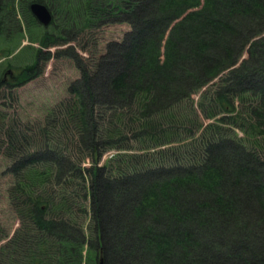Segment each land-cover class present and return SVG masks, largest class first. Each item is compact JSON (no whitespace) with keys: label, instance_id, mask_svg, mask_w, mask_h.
Segmentation results:
<instances>
[{"label":"trees","instance_id":"16d2710c","mask_svg":"<svg viewBox=\"0 0 264 264\" xmlns=\"http://www.w3.org/2000/svg\"><path fill=\"white\" fill-rule=\"evenodd\" d=\"M16 8L38 47H0L16 64L0 75V196L17 221L0 208V264H264V0H0V35ZM115 22L130 28L98 48ZM66 43L64 94L22 103Z\"/></svg>","mask_w":264,"mask_h":264},{"label":"rangeland","instance_id":"374dc122","mask_svg":"<svg viewBox=\"0 0 264 264\" xmlns=\"http://www.w3.org/2000/svg\"><path fill=\"white\" fill-rule=\"evenodd\" d=\"M16 20H8L6 22V17H4V31L5 34L0 35V47H2L5 43V36L11 34L12 40L9 41L10 45H16V52L18 53V57H24L27 52L28 48L25 45H30L31 47H38V43L31 42L27 38V32L25 30V21L24 18L20 16L18 12V8H16ZM130 28L129 24L125 22H115L109 23L103 27H101L102 33H99V46L98 48H105L106 44L111 40H120L124 33ZM19 30V32H18ZM37 31H42L41 27L36 28ZM88 33V32H87ZM7 34V35H6ZM82 36V35H81ZM4 37V38H3ZM80 41V39H79ZM70 43L75 44L77 47L78 42L70 41ZM69 43L60 45V46H51L49 49L51 51V55L48 59L40 58L39 63L42 67V72L39 76L35 77L34 79L28 81L26 84L20 85L17 88L18 91V98L21 100L22 103L29 105L30 108L37 106L40 110H43L46 106L51 105L52 103L56 102L61 96L64 94V89L66 85L69 83L71 78L75 77V68L72 65V60L69 59L67 56H57V50L61 48H65ZM92 46V45H91ZM4 47V46H3ZM92 48V47H91ZM30 51L33 52V49L30 48ZM81 51V50H80ZM45 52V51H44ZM47 52V51H46ZM93 54H95V49L92 48ZM82 55H86V52H81ZM9 61L15 64L12 58H0V75L4 72L5 66H8ZM22 61L19 63L18 67L14 65L11 66L13 69L12 74H17L19 69H21ZM16 65V64H15ZM6 69V68H5ZM5 78H11V75L5 74ZM19 100V103H20ZM0 165L2 161L0 160ZM3 168L0 167V171ZM0 196V208H2L4 218L6 222L13 220V214L10 212H6L9 210L7 201ZM13 225L17 224L16 220H13Z\"/></svg>","mask_w":264,"mask_h":264},{"label":"water","instance_id":"95a60500","mask_svg":"<svg viewBox=\"0 0 264 264\" xmlns=\"http://www.w3.org/2000/svg\"><path fill=\"white\" fill-rule=\"evenodd\" d=\"M29 7L32 14L42 25L47 26L50 23L52 15L45 4L38 1H33ZM98 264H103L102 259L99 260Z\"/></svg>","mask_w":264,"mask_h":264}]
</instances>
